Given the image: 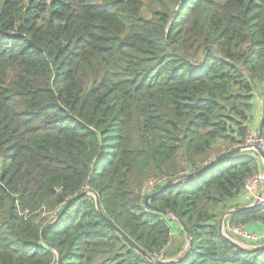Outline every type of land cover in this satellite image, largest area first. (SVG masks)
Instances as JSON below:
<instances>
[{
    "label": "trees",
    "instance_id": "16d2710c",
    "mask_svg": "<svg viewBox=\"0 0 264 264\" xmlns=\"http://www.w3.org/2000/svg\"><path fill=\"white\" fill-rule=\"evenodd\" d=\"M256 99L264 126V0H0V264H264L218 232L255 151L181 176L243 143ZM152 178L176 180L166 214ZM227 222L264 227V203Z\"/></svg>",
    "mask_w": 264,
    "mask_h": 264
},
{
    "label": "water",
    "instance_id": "95a60500",
    "mask_svg": "<svg viewBox=\"0 0 264 264\" xmlns=\"http://www.w3.org/2000/svg\"><path fill=\"white\" fill-rule=\"evenodd\" d=\"M262 126H263V115L261 114V117H260V120H259V125H258V129H257V133H256V137L259 138L261 136V132H262ZM241 151H255V153L258 155L260 161L262 162V164L264 165V151L261 149L260 145L258 142H255L251 145H240L239 147H235L233 149H230L226 152H224L223 154L215 157L209 164H207L206 166L202 167L201 169L197 170V171H194V172H191V173H188L186 175H184L182 177V179H186V178H192L194 176H196L201 170H203L205 167L217 162L218 160L226 157V156H229V155H232V154H235V153H238V152H241ZM263 173H264V170H263ZM176 182V180L174 179H171V180H168L166 181L165 183H163L160 187V189L157 191V192H153V193H149L147 194L144 199H143V204L145 207L149 208L150 210H153V211H160L164 214L168 213L166 212L165 210H160L159 208L157 207H154L153 205H151L150 203V199L152 198L153 195L159 193L161 190L169 187V186H172L174 185ZM88 193L87 191H82L80 192L76 197L78 196H81V195H84ZM91 193V192H90ZM95 199H96V206L98 209H101L100 208V205H99V202H98V198H97V195L96 194H93ZM256 204V203H255ZM255 204H252V205H248V206H242V207H235V208H232V209H229L228 211L224 212L221 217L219 218V225H218V232L220 233V235L222 237H224L227 241L233 243L234 245H238L231 237H229L227 234H225L223 232V222H224V218L226 215H229V214H232L236 211H242V210H249L251 209L253 206H255ZM65 209V207L61 210V212H63ZM109 225L111 227H113L118 233L119 235L129 244L131 245L136 251H139L140 253H142L143 255L145 254L139 247L138 245H136L132 240H130V238H128L118 227H116L111 221H109L107 219ZM49 226V225H48ZM184 231L187 233V229L184 225H182ZM45 229L44 228L42 230V235H44V232H45ZM189 244H190V241H189ZM239 246V245H238ZM254 249H261V248H264V243L263 244H259V245H256L253 247ZM157 262H165V261H168V260H162V259H156ZM55 264H59V255L57 256L56 258V263Z\"/></svg>",
    "mask_w": 264,
    "mask_h": 264
},
{
    "label": "built area",
    "instance_id": "2783aa9c",
    "mask_svg": "<svg viewBox=\"0 0 264 264\" xmlns=\"http://www.w3.org/2000/svg\"><path fill=\"white\" fill-rule=\"evenodd\" d=\"M255 142H258L261 149L264 151V138L262 136L257 138L256 134L253 132H249L241 145H251ZM194 170L195 169H192L191 171ZM191 171H184L181 175L187 174ZM163 180L154 178L150 179L148 185L142 190V196H145L150 191L154 190ZM263 182L264 173L262 170H259V172L252 175L245 181L244 192L248 194L255 193ZM256 200V203H264V197H261L260 194L256 195ZM223 231L241 247L255 246L259 241L264 240V231L259 233L250 232L243 224H230L229 222H223Z\"/></svg>",
    "mask_w": 264,
    "mask_h": 264
},
{
    "label": "crops",
    "instance_id": "0c3cea01",
    "mask_svg": "<svg viewBox=\"0 0 264 264\" xmlns=\"http://www.w3.org/2000/svg\"><path fill=\"white\" fill-rule=\"evenodd\" d=\"M262 111H261V103L259 99L255 100L254 103V123L252 126V131H256L258 129L259 125V120L261 117ZM261 136H264V126L262 127V134ZM264 138V137H263ZM261 162V161H260ZM260 170H264V165L260 163ZM260 194L261 197H264V182L260 185V187L257 189L255 193L248 194V193H241L240 195L234 197L230 202V209L235 208V207H242V206H248L256 203V195ZM228 210V209H227ZM227 216H225L224 221L227 222ZM246 229L250 232H261L264 231V227L258 223V222H251L247 225H245ZM264 242V240H261ZM259 241L258 243L261 244ZM262 242V243H263Z\"/></svg>",
    "mask_w": 264,
    "mask_h": 264
},
{
    "label": "clouds",
    "instance_id": "9594fccd",
    "mask_svg": "<svg viewBox=\"0 0 264 264\" xmlns=\"http://www.w3.org/2000/svg\"><path fill=\"white\" fill-rule=\"evenodd\" d=\"M259 161H260V159H259ZM260 163H262V162H260ZM194 171H195V170H194ZM194 171H191V172H194ZM191 172H189V173H191ZM187 174H188V173H187ZM184 175H186V174H184ZM184 175H181V176L183 177ZM149 193H151V191H150ZM149 193H148V194H149ZM146 195H147V194H146ZM146 195H145V196H146ZM145 196H144V197H145ZM261 244H262V243H261ZM257 245H259V244H257ZM255 246H256V245H255Z\"/></svg>",
    "mask_w": 264,
    "mask_h": 264
},
{
    "label": "rangeland",
    "instance_id": "374dc122",
    "mask_svg": "<svg viewBox=\"0 0 264 264\" xmlns=\"http://www.w3.org/2000/svg\"><path fill=\"white\" fill-rule=\"evenodd\" d=\"M250 132H253L254 134H256V133H257V131H252V130H251ZM224 223H225V221H224ZM223 232H224V231H223Z\"/></svg>",
    "mask_w": 264,
    "mask_h": 264
},
{
    "label": "bare ground",
    "instance_id": "6f19581e",
    "mask_svg": "<svg viewBox=\"0 0 264 264\" xmlns=\"http://www.w3.org/2000/svg\"><path fill=\"white\" fill-rule=\"evenodd\" d=\"M257 131V130H256Z\"/></svg>",
    "mask_w": 264,
    "mask_h": 264
}]
</instances>
